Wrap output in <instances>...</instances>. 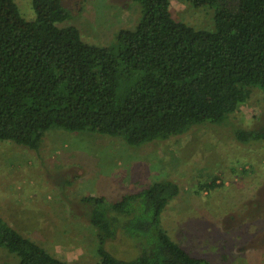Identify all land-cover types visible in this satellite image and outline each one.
<instances>
[{
	"label": "trees",
	"instance_id": "obj_1",
	"mask_svg": "<svg viewBox=\"0 0 264 264\" xmlns=\"http://www.w3.org/2000/svg\"><path fill=\"white\" fill-rule=\"evenodd\" d=\"M133 28L109 45L89 43L62 0H31L35 18L0 0V140L36 150L51 127L117 137L130 146L167 139L204 123L222 124L252 89L264 91V0H181L213 10V28L172 16L169 0H132ZM241 142L264 140V124L234 130ZM213 181L209 186H214ZM179 192L162 179L107 202L86 196L96 231L95 264H211L190 254L161 225ZM121 236L132 251L108 244ZM4 264H86L52 255L0 217Z\"/></svg>",
	"mask_w": 264,
	"mask_h": 264
},
{
	"label": "rangeland",
	"instance_id": "obj_2",
	"mask_svg": "<svg viewBox=\"0 0 264 264\" xmlns=\"http://www.w3.org/2000/svg\"><path fill=\"white\" fill-rule=\"evenodd\" d=\"M172 16L195 28H213L214 12L169 0ZM33 20L31 0H14ZM82 38L109 45L121 28L140 16L132 0H62ZM264 124V91L222 124H198L183 134L130 146L122 139L51 127L38 149L0 140V217L52 255L95 264L96 231L82 198L107 202L135 193L156 180L178 184L179 192L161 214V225L190 254L211 264H264V140L241 142L237 128ZM215 181L214 186H209ZM108 248L132 254L121 236ZM12 257L0 249V264Z\"/></svg>",
	"mask_w": 264,
	"mask_h": 264
}]
</instances>
